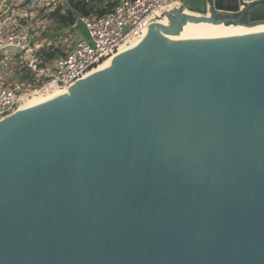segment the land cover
Here are the masks:
<instances>
[{"label": "water", "instance_id": "95a60500", "mask_svg": "<svg viewBox=\"0 0 264 264\" xmlns=\"http://www.w3.org/2000/svg\"><path fill=\"white\" fill-rule=\"evenodd\" d=\"M167 17L253 27L264 0ZM0 264H264V32L150 38L2 121Z\"/></svg>", "mask_w": 264, "mask_h": 264}, {"label": "built area", "instance_id": "2783aa9c", "mask_svg": "<svg viewBox=\"0 0 264 264\" xmlns=\"http://www.w3.org/2000/svg\"><path fill=\"white\" fill-rule=\"evenodd\" d=\"M173 0H118L113 8L101 15L79 16L85 29L65 53L50 64L42 65L38 46L24 32L0 37V57L21 64L34 77L13 87L5 86L0 76V119L11 115L28 96L68 88L98 63L111 56L129 39L139 37L156 14L168 8Z\"/></svg>", "mask_w": 264, "mask_h": 264}, {"label": "rangeland", "instance_id": "374dc122", "mask_svg": "<svg viewBox=\"0 0 264 264\" xmlns=\"http://www.w3.org/2000/svg\"><path fill=\"white\" fill-rule=\"evenodd\" d=\"M70 1L77 0H0V37L19 31L26 33L31 43L39 47L37 54L42 65L50 64L54 58L68 51L81 36H85L79 16L73 25H64L58 20L56 14L68 19L66 13L70 9ZM79 1L88 4L90 15H98L111 10L118 0ZM179 1L173 0L172 4ZM0 76L5 86L11 87L34 81V77L21 64L3 57H0ZM32 96L20 102L14 110Z\"/></svg>", "mask_w": 264, "mask_h": 264}, {"label": "bare ground", "instance_id": "6f19581e", "mask_svg": "<svg viewBox=\"0 0 264 264\" xmlns=\"http://www.w3.org/2000/svg\"><path fill=\"white\" fill-rule=\"evenodd\" d=\"M180 6L179 3H173L168 8L159 12L152 18L148 24L147 29L144 33H142L139 37L132 38L127 40L117 52L112 54L111 56L104 59L102 62L98 63L91 70L86 72L80 80L77 81L76 84L68 87V88H60L47 94H35L30 99L24 101L18 109H16L11 115L3 117L0 119V123L7 119L8 117L29 108L41 101H44L48 98H51L63 91L69 92L75 86H77L84 78H86L89 74L95 71L98 67H100L106 60L113 56L117 55H129L130 53L136 52L141 46H144L145 49L148 48V42L150 38H153L156 41L164 42V44L168 45V47L180 48L188 45H197L202 43H208L218 40H224L234 37H240L250 34H256L264 32V24L255 25L253 27H244V26H235L229 25L226 26L224 23L214 24L208 21H188L182 25V28L179 32L176 33V27L170 25L168 21V14L173 10L178 9ZM209 13V12H208ZM206 16L194 14L185 11L184 14L190 17L201 19L206 18L210 19V13Z\"/></svg>", "mask_w": 264, "mask_h": 264}, {"label": "trees", "instance_id": "16d2710c", "mask_svg": "<svg viewBox=\"0 0 264 264\" xmlns=\"http://www.w3.org/2000/svg\"><path fill=\"white\" fill-rule=\"evenodd\" d=\"M69 6L70 9L66 13L69 16L68 19L63 15L56 14L58 15V20H60L59 22L64 25H73L78 16H87L91 13L90 9H88V4L84 1H70ZM101 14L103 13H99L98 15Z\"/></svg>", "mask_w": 264, "mask_h": 264}]
</instances>
